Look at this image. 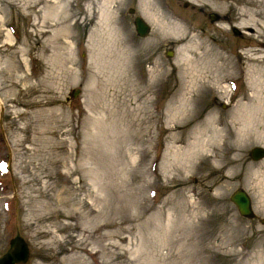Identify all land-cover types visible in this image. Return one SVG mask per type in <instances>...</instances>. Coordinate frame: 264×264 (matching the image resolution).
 <instances>
[{
    "label": "rangeland",
    "instance_id": "374dc122",
    "mask_svg": "<svg viewBox=\"0 0 264 264\" xmlns=\"http://www.w3.org/2000/svg\"><path fill=\"white\" fill-rule=\"evenodd\" d=\"M153 1L202 55L142 0H0V256L19 233L24 264H264V0Z\"/></svg>",
    "mask_w": 264,
    "mask_h": 264
},
{
    "label": "bare ground",
    "instance_id": "6f19581e",
    "mask_svg": "<svg viewBox=\"0 0 264 264\" xmlns=\"http://www.w3.org/2000/svg\"><path fill=\"white\" fill-rule=\"evenodd\" d=\"M226 2H228L229 0H225ZM247 3V5H250L251 4V1L248 0V1H244ZM153 0H142V4L144 5L142 11L144 13L145 16H147L151 21H156L157 23V26L159 29H164V30H171L172 28L175 29L178 28L182 31V34H181V40H185L187 38V36H190L191 37V40H187V43L182 45L181 47L178 48L179 52H181V60L184 61V62H189L190 61V55L189 53L191 54H198V55H202L201 53H198L196 52L198 49H200V47L202 46L200 43H198L197 41H194V33H193V29L189 30L187 28H185L181 22H167L164 24V17L166 18V16L164 15L163 11H159L160 8L159 6H157V4L155 3ZM245 3V4H246ZM154 6L156 9V13L158 14L159 17L156 16V13L154 14L151 10V7ZM231 7L232 5H230V3H228L226 6H225V12H229L231 10ZM149 12H152V13H149ZM105 14V13H104ZM237 15H238V18L240 19V21L238 22L237 26L238 27H254V28H257L260 26L259 24V20H261L259 17H258V14H256L255 12H251L250 10H248L247 8H241L239 9V11L237 12ZM147 19V18H146ZM264 19V18H263ZM148 20V19H147ZM163 22V23H162ZM180 31V32H181ZM260 36V35H259ZM259 36H257V34L254 36L256 38H259ZM259 41V40H257ZM256 41V42H257ZM255 42V41H254ZM262 43L259 42L258 45L260 46ZM204 54H207V53H204ZM249 55V54H247ZM252 55V54H251ZM214 58L216 60V56L214 55ZM225 61H228V57L225 56ZM221 68V67H220ZM232 70L228 72V75L232 74ZM186 93V92H185ZM185 95V94H184ZM181 99V109L183 107V105H190L192 100L191 98H188V97H183L181 96L180 97ZM264 103V102H263ZM196 105V104H195ZM194 105V107H195ZM177 111H181L179 108L177 109ZM213 123L214 121L211 120L209 122H207V129L206 130V133L210 130H214V132L216 133V135H218V132L216 128L213 127ZM204 129L201 131L200 130V133L201 134H205L206 133H203ZM239 136H240V140L241 141H244V134L243 132H238ZM257 136H261V133H256ZM202 143V140H194L193 142H191V144L189 145L191 149V152L189 153V157L190 159L192 160L193 158L194 159H197L199 158V151H200V145ZM204 149V148H203ZM202 150V149H201ZM208 158V156H207ZM261 170H255V172L253 173V175H257V174H260ZM263 173V172H262Z\"/></svg>",
    "mask_w": 264,
    "mask_h": 264
},
{
    "label": "water",
    "instance_id": "95a60500",
    "mask_svg": "<svg viewBox=\"0 0 264 264\" xmlns=\"http://www.w3.org/2000/svg\"><path fill=\"white\" fill-rule=\"evenodd\" d=\"M134 25L139 36H145L149 32V26L140 16L134 18ZM168 55H170V53ZM76 93L77 91L74 92V95H76ZM250 157L254 160L263 158L264 148H253L250 151ZM230 200L234 203L240 215L245 217L252 216L250 199L245 191L242 189L235 190L231 194ZM29 257L30 249L27 242L19 233H16V235L11 238L6 252L0 256V264H24L29 260Z\"/></svg>",
    "mask_w": 264,
    "mask_h": 264
}]
</instances>
